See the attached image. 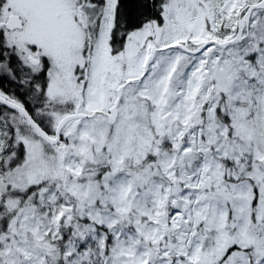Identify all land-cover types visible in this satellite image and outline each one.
I'll return each mask as SVG.
<instances>
[{"label":"snow or ice","instance_id":"6c2138e0","mask_svg":"<svg viewBox=\"0 0 264 264\" xmlns=\"http://www.w3.org/2000/svg\"><path fill=\"white\" fill-rule=\"evenodd\" d=\"M0 264H264V0H0Z\"/></svg>","mask_w":264,"mask_h":264}]
</instances>
